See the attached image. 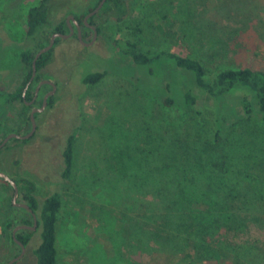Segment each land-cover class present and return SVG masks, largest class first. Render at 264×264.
<instances>
[{"label":"rangeland","instance_id":"1","mask_svg":"<svg viewBox=\"0 0 264 264\" xmlns=\"http://www.w3.org/2000/svg\"><path fill=\"white\" fill-rule=\"evenodd\" d=\"M39 1L0 0V91L13 92L24 81L20 58L27 33V12ZM61 1L62 6L58 7L68 2L77 8L84 6L81 0ZM184 14L188 15L189 32L183 26ZM129 15L127 23L112 16L101 18V33L91 46H83L75 36L62 39L55 46L43 73L56 84V91L50 96L56 97V103L39 113L37 129L29 142L10 141L0 150V172L12 179L32 181L40 201L56 192L61 194L58 264L178 263L182 255H158L157 245L140 240V228L146 225L144 215H157L160 201L153 195L146 197L122 186L115 187V182L150 170L152 160L148 159V163L144 159L147 134H179L206 143L222 121L223 137L235 138L230 125L237 121L232 111L236 98L215 102L201 97L206 120L195 114L197 109L187 113L185 119L183 106L168 108L158 100L162 78L157 70L150 75L149 67H138L130 57L120 55L112 38L142 41L148 46L193 55L211 75L225 68L264 71V0H133ZM95 71L107 74L97 84H85L84 77ZM173 77L176 76L169 78L171 83H180V77ZM51 90H44L43 86L39 89L31 111L41 107L40 101ZM175 98L179 100L178 96ZM21 108L20 103L0 106V119L3 113L6 116V137L18 130L21 135L31 132L32 126L27 130L20 124ZM75 130V167L72 177L66 180L62 177V154L68 136ZM242 139L245 153H240L241 166L255 179L253 192L256 189L257 194L252 203L242 206L246 228L219 232V243H208L211 249L206 251L208 259L204 264H240L237 255L244 245L254 256L252 264H264V135L251 136L248 132ZM12 203V189L0 178V264L21 254L2 236V222L10 217L29 218L25 212L12 210ZM205 209V205L199 206L197 216L206 217ZM40 242V231L36 229L24 256L14 264H37L33 251ZM224 245L233 248L225 249ZM214 252L222 254L223 259H216Z\"/></svg>","mask_w":264,"mask_h":264},{"label":"trees","instance_id":"2","mask_svg":"<svg viewBox=\"0 0 264 264\" xmlns=\"http://www.w3.org/2000/svg\"><path fill=\"white\" fill-rule=\"evenodd\" d=\"M81 1L84 2V6L77 8L71 4L72 2H68L64 7H58L62 6L61 0H40L39 4L32 6L27 12V33L20 58L25 70L24 81L13 92L0 91V106L15 103L22 105L18 117L20 124L27 130L32 126L29 117L32 107L27 105V102L35 98L40 82L50 80L43 73V69L51 62L54 48L62 39L58 38L54 47L37 61L36 77L24 97L25 88L32 77L36 54L50 43L53 34L70 32L67 23L69 16H74L80 24L83 41L90 42L94 36V30L85 25L84 19L94 11L101 0ZM132 5L133 0H107L102 9L88 20V24L95 26L100 34L99 20L103 17L112 16L120 23H127L131 19L129 12ZM150 9L151 7L148 6L147 10ZM187 17L188 15L184 14L183 26L189 32ZM136 22L139 25V21ZM72 25L76 32L75 37L79 41L77 28L74 23ZM158 28H160L159 25ZM188 37L186 35V38ZM111 41L118 53L130 57L136 66L149 67L150 75L156 74L157 70L158 77L162 78V88L161 85L158 87L160 97L158 100L168 108L183 106L185 111L182 115L185 119H187V113L197 109L195 114L206 120L207 113L201 109V97L213 99L215 102L236 98V105L232 107V111L237 121L230 125L235 138L231 137L229 140L223 137L225 133L222 121L217 125L215 132L212 131L211 140L206 143L200 142L196 137L190 140L186 136L180 137L179 134L167 137L152 135L153 133L147 134L146 137L149 140L148 147L145 149L147 155L144 159L146 158L147 162L148 159L152 160L150 170L142 176H135V172V175L119 178L115 182V187L122 186L126 190L146 197L153 195L160 201L161 206L158 207L157 215L149 212L144 215L146 225L145 228H140L143 230L140 240L147 239L157 245L158 255L168 256L166 253L171 256L182 255L176 264H204V260L208 259L205 256L206 251L211 249L208 243H219L216 238L219 232L221 234L222 230L229 232L246 228L244 225L246 218L242 217L244 212L242 206L252 203L257 194L256 189L253 192L255 179L244 166H241L240 153H245L242 138L248 132L251 136L264 135V129L260 130L258 127L255 129L251 125L264 127V71L251 67L225 68L216 75H211L203 62L193 55H183L148 46L142 41L122 38H112ZM106 74V71L88 73L83 82L87 85L97 84ZM170 76L178 77H173V80H178L180 77V83L175 84V81L171 83ZM48 88L52 89L50 85L43 86L44 90ZM176 96L179 100L175 98ZM55 103L56 97H50L48 107H52ZM42 104L43 100L40 101L41 106ZM220 111L225 119L226 115H223L222 109ZM215 114L218 119V108ZM1 116L0 144L6 138L3 135L6 116L4 113ZM38 116L39 114H36L34 117L37 119ZM236 125L239 127L234 129ZM240 127L242 129H239ZM15 133L21 135L19 130ZM76 136L77 130L68 136L67 145L62 154L64 161L62 177L66 180L70 179L74 172ZM29 140L10 139L11 142L24 143ZM13 180L19 187L21 199L19 202L29 205L37 215V231H40L41 242L33 251L35 262L58 264L57 234L62 208L61 194L56 192L40 201L36 196V185L32 181L24 178ZM9 188L12 189L10 184ZM13 195L12 189V197ZM202 205L206 206L204 211L211 223H208L206 217L197 216L199 206ZM11 209L25 212L29 216V218L21 216L6 218L1 224L2 236L21 250L14 240L15 225L33 226L34 218L28 210L17 208L13 203ZM31 235L30 230H20L16 233V238L27 247ZM228 247L231 250L233 248L232 245H224L225 249ZM247 247V245L241 246L242 252L240 251L237 255L240 264L253 263L254 256L251 252H247ZM212 255L219 260L222 257L219 252H214Z\"/></svg>","mask_w":264,"mask_h":264},{"label":"water","instance_id":"3","mask_svg":"<svg viewBox=\"0 0 264 264\" xmlns=\"http://www.w3.org/2000/svg\"><path fill=\"white\" fill-rule=\"evenodd\" d=\"M107 0H101L100 3L98 4V6L94 9V11H92L91 13H89L85 19H84V23L85 25H87V27H90L94 30V36L92 38V40L90 42H85L83 41L82 39V31H81V26L80 24L75 20L74 16H69L68 19H67V23H68V26H69V29H70V32L68 34H62V33H55L51 36L50 38V43L48 45H46V47H44L43 49H41L35 56V59L33 61V73H32V77L29 81V83L27 84L26 88H25V91H24V97L26 96V92L30 86V84L32 83V81L35 79L36 77V74H37V61L39 60V58L49 52L55 45L56 43V40L58 38H61L63 40H67V39H70L71 37L74 36L75 34V29L72 25V23H74V25L76 26L77 28V34H78V39L80 41V43L83 45V46H91L93 45V43L96 41L97 39V36H98V32L96 30V27L95 26H92L90 24H88V20L90 18H92L94 15H96L101 9L102 7L104 6L105 2ZM44 85H50L52 87V90L44 97V100H43V104L40 108H34L32 111H31V114H30V119H31V123H32V130L30 133L26 134V135H20V134H17V133H11L10 135H8L4 140L3 142L0 144V150L3 149L7 143L10 141V139H18V140H28L30 139L36 129H37V123H36V114H39L41 113L42 111H44V109L48 106V101H49V98L51 95H53L56 91V84L50 80H43L42 82L39 83L37 89H36V95L39 91V89L44 86ZM34 100L35 98L33 99V101L31 102H27V105H32L34 103ZM0 178L5 180L6 182H8L11 186H12V189L14 190V195H13V205L17 208H23L25 210H28L33 218H34V225L33 226H29V225H19L17 226L14 231H13V235H14V240L15 242L21 247V254L18 255L17 257H15L14 259L10 260L7 264H14L16 263L18 260H20L23 256H24V253H25V250H26V246L21 242L19 241L17 238H16V233L20 230H30V231H35L37 229V226H38V219H37V215L34 213V211L30 208L29 205H27L26 203H22V202H19L18 199H19V187L18 185L16 184V182L12 179V178H9V176L7 174H5L4 172H0Z\"/></svg>","mask_w":264,"mask_h":264},{"label":"flooded vegetation","instance_id":"4","mask_svg":"<svg viewBox=\"0 0 264 264\" xmlns=\"http://www.w3.org/2000/svg\"><path fill=\"white\" fill-rule=\"evenodd\" d=\"M75 34H76V32H75ZM75 34H74V36H75ZM78 35V34H77ZM33 105V104H32ZM21 209H23V208H21Z\"/></svg>","mask_w":264,"mask_h":264}]
</instances>
